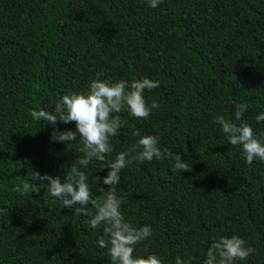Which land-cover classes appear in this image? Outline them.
<instances>
[{
	"label": "trees",
	"instance_id": "trees-1",
	"mask_svg": "<svg viewBox=\"0 0 264 264\" xmlns=\"http://www.w3.org/2000/svg\"><path fill=\"white\" fill-rule=\"evenodd\" d=\"M97 73L158 80L144 96L160 107L147 120L127 109L113 114L125 122L111 138L113 151L81 167L93 198L109 190L107 162L136 143L137 130L159 137L162 150L180 153L193 169L173 172L169 158L120 172L126 220L153 229L134 255L203 264L214 239L238 235L256 252L235 264H264V161L247 164L213 123L224 115L239 124L235 106L246 103L242 120L264 132L256 120L264 112V0H163L156 8L149 0H0V208L7 210L0 264H111L97 243L103 226L91 228L90 217L74 215L46 189L13 190L31 182L32 171L63 181L82 155L78 140H51L55 129L76 131L74 122L37 121L30 110L52 112Z\"/></svg>",
	"mask_w": 264,
	"mask_h": 264
},
{
	"label": "clouds",
	"instance_id": "clouds-1",
	"mask_svg": "<svg viewBox=\"0 0 264 264\" xmlns=\"http://www.w3.org/2000/svg\"><path fill=\"white\" fill-rule=\"evenodd\" d=\"M162 2L163 0H149V6L156 8ZM102 75L97 73L85 92H69L57 99L52 112L43 109L30 110L31 116L37 121H47L52 125L58 122H74L76 131L69 129L61 132L55 129L51 140L66 145L78 140L82 145L79 148L82 155L66 169L63 181L59 176L41 175L38 171H32L31 182L25 180L22 186L13 190L24 195L28 192L39 194L41 189H46V194L57 198L63 208L73 209L74 215L90 217L88 224L91 228L103 226V235L99 236L97 243L100 248H107L111 264H164L156 254H150L146 258L134 255L136 245L148 240L153 235V229L150 225L135 227L126 220L121 211L125 201L117 194L116 185L121 180L120 172L134 161L142 164L153 159L170 158L174 161L173 172H191L193 169L190 162L186 163L180 153H173L170 149L162 150L159 137H141L137 130L133 133L134 136L140 137L136 143L118 153L114 161L107 162L106 168L109 171L103 179V184L110 186L109 190L99 188L103 195L93 198L88 176L81 167L87 168L93 160L106 162V156L113 151L111 138L120 133L125 123L119 115L113 114L127 109L130 115L147 120L153 109L160 107L155 100L149 104L144 96L145 90L151 91L160 86L158 80L134 77L131 82L124 79L113 81L101 79ZM247 110L246 103L235 106L234 117L239 124L226 119L224 115L215 116L213 123L221 126L231 146L241 148L242 158L251 165L257 159L264 161V132L257 133L251 124L242 120ZM256 120L264 121V112H261ZM228 155L233 153L229 151ZM34 181L41 183L37 186ZM76 205L79 207H75ZM88 205L95 209V214ZM6 211L0 208V213L6 214ZM255 252L256 249L248 246L238 235L231 238L221 236L213 240L203 264H235L237 260H247ZM176 264H192V258L185 260L177 256Z\"/></svg>",
	"mask_w": 264,
	"mask_h": 264
}]
</instances>
